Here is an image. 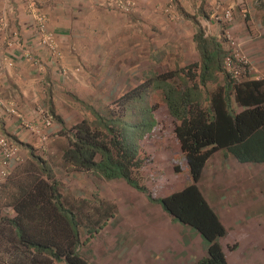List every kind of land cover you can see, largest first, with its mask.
Masks as SVG:
<instances>
[{
  "label": "trees",
  "instance_id": "trees-1",
  "mask_svg": "<svg viewBox=\"0 0 264 264\" xmlns=\"http://www.w3.org/2000/svg\"><path fill=\"white\" fill-rule=\"evenodd\" d=\"M203 8L198 13L209 18ZM179 11L195 25L199 61L151 74L103 113L92 111L93 121L84 118L70 130H60L68 139L63 160L68 171H90L107 181L124 179L197 230L207 241L206 254L188 264H240L242 251L224 254L218 239L225 228L198 181L210 156L223 148L241 162L264 161V80L232 84L223 74L224 85L205 97L202 88L224 72L225 53L221 40L205 35L197 16ZM232 101L242 110L234 112ZM29 154L41 175L20 179L14 191L0 185V207L9 205L15 213L0 216V264H90L79 253L88 238L81 240L79 223L62 201L54 172L33 151ZM87 231L90 236L95 230Z\"/></svg>",
  "mask_w": 264,
  "mask_h": 264
},
{
  "label": "crops",
  "instance_id": "crops-1",
  "mask_svg": "<svg viewBox=\"0 0 264 264\" xmlns=\"http://www.w3.org/2000/svg\"><path fill=\"white\" fill-rule=\"evenodd\" d=\"M194 1L137 0L134 10L124 14L109 10L103 0H38L40 10L46 15L48 30L52 33L57 47V54H51L38 41L37 33L33 29V21L28 15L25 4L13 2L14 11H11L9 5H12V2L0 0V16L5 17L10 25L7 37L13 36L11 30L19 37L18 44L0 49V102L15 101L19 109V116H8L0 109V133L12 137L11 139L18 143L22 152L21 146L33 144L32 138H34L30 131L23 127L22 121L32 119L33 110L42 106L41 103L44 100L48 102L50 85H74L82 78L79 74L82 66L87 68L92 65L91 67L97 69H110V65L107 66L109 61L115 64L116 69L114 73L109 72L110 77L105 76L106 78L128 76L129 50L125 40L129 37V27L132 24L130 21L134 22L132 27L137 23L141 25L135 29L132 28L138 37L151 34L156 43L155 48H147L145 52L147 55H144V58L148 59V55L152 52L163 55L160 50L162 42L160 37L167 35L171 38L172 35L179 39L182 28L188 23L183 20L177 4L185 12L193 15L194 12L190 11V8H194L192 5ZM199 2L200 5L203 4L205 10L208 9L207 35L210 34L215 38H219L222 28L213 22L212 13L216 10L222 11L229 5L232 6L233 23L228 29L241 43L243 53L247 54L251 64V72L243 82L264 80V4L261 6L263 9L252 7L251 10L249 2L252 3L253 0H245L240 5L230 0H199L196 2V8L199 7ZM246 14L249 17L248 21L245 20ZM121 16L122 21H118V17ZM145 22L150 25L148 26ZM176 22L180 25L177 26ZM188 27L192 39L193 30L190 26ZM116 40L120 42V47H114L113 41L116 42ZM173 41L178 42L175 38ZM173 41L170 39L169 43ZM165 51L164 57L168 55L167 53L172 57V51L177 53V49L171 47ZM159 58L162 61V57ZM161 61L159 66L164 65ZM175 67L176 64L168 65L157 73L170 72L175 70ZM93 81L94 79L90 81V84H93ZM223 85L224 82L220 84V86ZM67 91L69 93L63 95L60 91L57 94L54 87L51 90L53 92L52 107L49 108L48 104L47 110L50 111L54 107V118H60L62 123L54 120L52 126L57 128L50 131L49 135L57 130H67L69 126L72 127L84 119L78 114L79 108L68 98V95H78L74 91ZM57 99L63 100V103H57ZM232 106L234 112L242 110L235 101H232ZM54 136L56 137L57 133ZM62 149L63 145L56 148L54 152L50 144L46 151L52 156L60 154L62 157ZM54 160L52 158V161ZM20 161H22L21 155ZM20 161L14 165H19ZM47 164L55 174L62 169L66 170L68 166L64 160L54 161V163L48 161ZM58 177L55 175L62 201L79 223L81 240L88 238L81 244L79 253L90 264H188L206 254L204 241H207L197 230L184 224L182 226L184 233L183 231L180 234L175 232L167 245H164V242L159 243L163 230H158L161 235L153 234L152 232L157 230L152 227L153 221L157 215L163 219L166 218L165 220L169 219L165 214L160 215L159 209L155 210L156 215L153 219L149 215L145 217L146 221L141 225L143 231L134 232L133 235L127 233L129 237L124 240V236L119 243L102 242L99 240V233L106 228V225L96 230L90 226L92 211L97 209V207L94 208L96 195H102L105 201L110 200L123 211V207L131 202L122 196L115 200L113 196L119 192L112 187L114 184L126 185L124 181L119 180L112 184L111 182L115 179L107 181L95 173L77 169L71 172L66 170L61 179ZM198 187L225 228V234L218 239L219 242L221 238L231 233L233 241L242 243L243 240L237 242L236 238L249 235L251 231L255 233L258 229L256 225L258 219L264 222V161L241 162L228 148L217 150L207 160L198 181ZM11 189L14 191L15 187ZM122 193L133 196V199L135 198L133 204L136 200L141 204L146 203L148 199L144 193L131 185L124 186ZM113 206L111 209L114 208ZM104 211L106 213L108 209ZM248 212L254 213V216L247 217L243 214ZM143 218L144 216L141 217L140 223H143ZM164 224H167L166 221ZM90 229L95 231L88 236L87 230ZM148 229L151 231L149 232ZM155 248H160L162 252L160 257L154 255ZM98 251H101L100 255L97 254Z\"/></svg>",
  "mask_w": 264,
  "mask_h": 264
},
{
  "label": "rangeland",
  "instance_id": "rangeland-1",
  "mask_svg": "<svg viewBox=\"0 0 264 264\" xmlns=\"http://www.w3.org/2000/svg\"><path fill=\"white\" fill-rule=\"evenodd\" d=\"M197 1L199 0L194 1V3L192 4L194 5V8L191 7L190 11H193L194 12L193 15L197 16V19L199 20L200 24L204 28L205 35H207L208 28H207L206 19L208 18L201 16L198 13L199 7L198 8L195 7ZM244 1L245 0H241V1L238 0V1H235V4H239V5L243 4ZM249 3H250L251 10H252V7L254 9L257 7L262 8L261 6L262 4H264V0H255V1L253 0L252 3L251 2ZM177 6H178L177 7L178 10L179 9L184 10L178 4ZM199 6H200V2H199ZM245 6H246V3H245ZM203 11L207 14L208 9L205 10V7H204ZM179 13L181 14L180 11ZM120 20L122 21V16L120 18L118 17V21ZM183 20H186V19L183 18ZM245 20L246 21L249 20L248 14H246ZM114 21H117V20L114 19ZM186 21H188L187 26L182 28L181 35H179V39L178 37H175L172 35H171V38L168 37L167 35H163L164 37H160V40H162L161 45H160V48H161L160 50L163 55L152 52L150 53V55H148L149 57L148 59L144 58V55H147L145 54V52L148 47L155 48L156 43L154 42V39L151 34L150 36L142 37L141 35L138 37L135 34V32L132 30V28L135 29L141 25L137 23L136 25L132 27L131 25L134 22L130 21L132 22V24L129 27L130 28L129 37L125 40V43H127V46H128L127 48L129 50L128 62H127V66L129 67L128 76L122 75L119 77L115 76L114 78H111V79L106 78L105 76L110 77L109 72L111 73L115 72L116 66L114 63H112V61H109L107 64V66L110 65L109 66L110 69H106V68L97 69V68L91 67L92 65L90 64H89L90 66H87V68L85 66H82V68L80 69V73H79L82 78L79 81H77L78 83H75L74 85H71V84L50 85L49 90H48V97H47L48 102L44 100L43 103H41L42 107L47 109L48 104H49V108L50 106L52 107L51 100H52L53 92H51V90L53 89V87L54 89H56L57 94L60 91L62 92L63 95L69 93L67 90H71V91H74L79 96L78 97V96L68 95V98H70L72 102L75 104V106L79 108L80 113L78 114L82 116L83 118H87L88 120L93 121L94 118L92 115V111L103 113L105 111V108L108 106V104H110L113 100L119 97L123 92L128 91L130 88L134 87L138 83L147 79L151 74L157 73L158 70H163L168 65L172 66L175 64H176L175 68H184L190 64L198 62L199 55H198L193 37L191 39V36L189 35L188 26H190L191 29L193 30V35L196 31V28H195V25L192 23V21L190 20H186ZM147 25L149 26L150 24L147 23ZM176 25L177 26L180 25L179 22H176ZM222 31H223V28L221 29V34H222ZM221 34L219 35V38H215V37L213 38H215L218 41L221 40L220 42L221 44L223 43L222 47H223V51L226 57L227 54L229 53V50L227 49V45L222 39ZM231 35L234 36V33L232 31H231ZM208 36H210V34ZM174 38L177 39L178 42L173 41ZM234 38L238 41V39L235 36ZM170 39L173 42L169 43ZM119 43L120 42L119 41L117 42V40L116 42L113 41V44H115L114 47H120ZM238 43L241 44L239 41ZM170 47L176 48L177 53L172 51V57H170L169 53H167L168 55L164 57L166 53L165 49H168ZM180 49L182 50L181 52H180ZM242 51H243V48H242ZM244 55L247 56V54L245 53ZM159 57H162V61L160 60ZM163 58L165 59L163 60ZM160 61L161 63H164V65L159 66ZM223 65H224V62H223ZM222 68L224 67L222 66ZM223 74L225 73L224 72L217 73L216 76L214 77L213 82L208 83V85L205 88H202V92L205 97L208 96L210 93H212L217 87L220 86L221 83L224 82ZM93 79H94L93 84H90L91 83L90 81H92ZM244 79L245 78H242L241 82H243ZM173 82L177 83L178 81L175 79ZM57 98L59 97L57 96ZM60 102L63 103V100L57 99V103L60 104ZM203 105L209 108L207 103L204 102ZM49 128H42V130L44 131L43 133L47 136V139H48L47 143H41L40 140L37 138V136L29 132L31 136L34 137L32 138L33 144L21 146L22 152L19 151V155H21L22 161H20L19 165L17 164L18 166L14 164L10 166L11 171L9 170L8 179L4 181L2 184L7 183L9 186L14 187V184L16 182L20 181V179H24L26 176L28 177L30 176V179H31V177H39L41 175L38 171V167L35 164L34 160L30 157V154H29L30 151H33L34 155L37 158L45 162L51 161L52 163H54V161L63 160V155L62 157L60 154L58 156L56 155L52 156V154L47 153L46 150H47V147L50 146V144L54 148V152L56 151V148L63 145V149L61 150L63 154L65 149L67 148L68 139L64 135L60 134V130H57L56 132L54 131L52 135H49L50 131L55 130L57 127L52 126ZM70 128L71 126H69L67 130H70ZM55 133H57L56 137L54 136ZM9 138H12V137H9ZM55 140H58V141L54 142ZM52 141L54 143H52ZM26 150H28V152ZM52 158L55 160L52 161ZM67 168L68 166L66 167V170ZM66 170L62 169L61 172L59 171L58 173L56 172V174L54 173V176L58 175L59 176L58 179H61L60 177L63 176V173L66 172ZM71 171H68V172H71ZM119 180H123L124 184L126 185H123V186L115 185L114 182H117ZM111 183L114 184L112 187L113 190H117L119 192L118 194H114L113 198L116 200L117 198L122 196L126 198L127 200H129L131 204L124 206L123 211H121L120 207L114 205L110 200L105 201L102 198V195L101 196L96 195V206H94V208L97 207V209L92 211V219L90 221V226L96 230L98 227L101 226L100 224H102L105 221L104 226L106 225V228L99 233V240H101L102 242L104 241L107 244L119 243V241H122L124 236H125L124 240H126V237H129L127 233H131V235H133L134 232L143 231L141 225H143L144 222L146 221L145 217L149 215L153 219L154 215H156V212H155L156 209L160 210V215L165 214L169 218L168 220H165L166 218L163 219L162 217L157 215L156 219H154L153 221L152 227L157 230L153 231L152 233L159 234V235L162 234V236L159 238L160 239L159 243L164 242V245H167L168 243L171 242V239H172L171 236L175 232H178L180 234L181 231H183L182 226L184 225L177 219L173 220V218L161 207L159 203L146 199L147 200L146 203L143 202L141 204L140 201L136 200V202L133 204L135 198L133 199V196L124 195L122 193V189H124V186H128V187L130 186V184L126 182L124 179H115ZM97 193L99 194L98 191ZM111 206H113L114 208L111 209ZM106 208L108 209V211L105 213L104 210H106ZM243 214H245L247 217H249L250 215L254 216V213L252 212L243 213ZM14 215L15 213L11 206L3 205L2 207H0V216L12 217ZM142 216H144L143 218L144 220H143V223H140ZM164 221H166L167 224H164ZM256 225L258 229L255 233L251 231L249 232V235L246 234V235H242L240 238L238 237L236 238L238 240L237 242H240V240H243L244 242L242 243H236L235 241H233L231 233H228L227 237L221 238L219 243L222 247V250L224 251V254L227 256L229 255L232 256L242 251L244 254V257L241 259L240 264H264V231H262V228L264 227V222L261 221V219H258ZM160 229L163 230L161 234L158 231ZM148 231L150 232L151 230L148 229ZM87 234H88V231H87ZM204 244L206 248L207 242L204 241ZM243 246H246V249L243 250L242 249ZM153 253L154 255H157L160 257L162 252H160V248H155L153 250ZM97 254L100 255L101 251H98Z\"/></svg>",
  "mask_w": 264,
  "mask_h": 264
},
{
  "label": "built area",
  "instance_id": "built-area-1",
  "mask_svg": "<svg viewBox=\"0 0 264 264\" xmlns=\"http://www.w3.org/2000/svg\"><path fill=\"white\" fill-rule=\"evenodd\" d=\"M9 1L12 2V5H9L11 11H14L13 2L25 4L28 15L33 21V29L34 32L37 33L38 41L51 54H57L54 37L48 30L46 15L40 10L38 0ZM230 1L235 2L238 0ZM103 2L109 10L124 14L130 13L137 4V0H103ZM211 19L215 24L220 25L223 28L222 39L229 50V53L224 59L223 71L232 84L240 83L242 78H245L250 74L251 64L248 57L244 55L240 44L234 36L231 35V31L228 29L233 23L232 6L229 5L222 11L216 10L212 13ZM9 31L10 25L8 20L5 17L0 16V49L18 44L19 37L17 33L11 30L13 36L8 38L7 33ZM26 55L29 56L28 54ZM0 109L8 116H19L18 104L15 101L0 102ZM32 115L31 120L22 121L23 127L37 136L41 143H47L48 139L43 133L44 131L42 128H49L52 126L54 121L53 115L49 110L42 106L36 107L33 110ZM19 151L17 142L0 133V185L8 179L10 166L20 161Z\"/></svg>",
  "mask_w": 264,
  "mask_h": 264
}]
</instances>
